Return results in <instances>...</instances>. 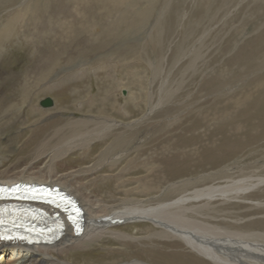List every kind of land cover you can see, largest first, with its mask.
I'll list each match as a JSON object with an SVG mask.
<instances>
[{
  "label": "rangeland",
  "instance_id": "obj_1",
  "mask_svg": "<svg viewBox=\"0 0 264 264\" xmlns=\"http://www.w3.org/2000/svg\"><path fill=\"white\" fill-rule=\"evenodd\" d=\"M22 2L0 0V148L13 150L0 172L51 171L108 215L264 176V0ZM211 206L199 220L264 233V186ZM114 229L134 238L59 258L215 264L149 221Z\"/></svg>",
  "mask_w": 264,
  "mask_h": 264
},
{
  "label": "bare ground",
  "instance_id": "obj_2",
  "mask_svg": "<svg viewBox=\"0 0 264 264\" xmlns=\"http://www.w3.org/2000/svg\"><path fill=\"white\" fill-rule=\"evenodd\" d=\"M27 1L29 0H23L19 5L23 6ZM116 125V122L112 120H105L102 122L104 129L98 135H104ZM82 138L85 137L65 141L62 145V148L65 149L63 153L66 154L73 148L76 149L79 140ZM80 143L82 146L87 144L84 141ZM12 152L13 150L9 145H6L5 149L0 148V167L11 156ZM18 183L61 188L63 192L73 196L82 206L86 218V228L81 236H75L71 230H68L55 244L50 246L35 243L33 245L1 244L0 264H74L71 263L72 261L68 262L59 257L80 248L88 240L103 238L106 234H111L116 239L134 238L130 234L114 228L117 225L142 221H149L155 228H160L161 231H157V233L162 238L179 239L192 251L215 264H264V233L227 230L215 224L204 222L203 219L199 220L197 217L201 216L203 209L212 207L214 200L240 199L243 195L264 186V176H251V178L239 181L228 180L224 185H211L202 189H195L174 201L159 204L156 207L145 208L141 205L128 207L109 215L107 203L106 205L97 199L98 197L93 198L94 196L83 193L84 189L81 186H74L66 177L56 176L51 171L45 172L37 169L34 165L26 166L16 174H10L8 171L0 172V186L10 187ZM114 220H120V223L114 224L112 222ZM122 264L148 263L136 260Z\"/></svg>",
  "mask_w": 264,
  "mask_h": 264
},
{
  "label": "water",
  "instance_id": "obj_3",
  "mask_svg": "<svg viewBox=\"0 0 264 264\" xmlns=\"http://www.w3.org/2000/svg\"><path fill=\"white\" fill-rule=\"evenodd\" d=\"M53 105V102L51 99H46L45 101H43L42 106L47 108V107H51Z\"/></svg>",
  "mask_w": 264,
  "mask_h": 264
}]
</instances>
